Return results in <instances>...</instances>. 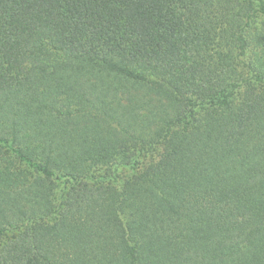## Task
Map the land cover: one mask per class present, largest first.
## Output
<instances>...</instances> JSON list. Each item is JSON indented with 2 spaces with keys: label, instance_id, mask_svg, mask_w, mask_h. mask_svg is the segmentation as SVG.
<instances>
[{
  "label": "trees",
  "instance_id": "obj_1",
  "mask_svg": "<svg viewBox=\"0 0 264 264\" xmlns=\"http://www.w3.org/2000/svg\"><path fill=\"white\" fill-rule=\"evenodd\" d=\"M8 233L0 264H264V0H0Z\"/></svg>",
  "mask_w": 264,
  "mask_h": 264
},
{
  "label": "rangeland",
  "instance_id": "obj_2",
  "mask_svg": "<svg viewBox=\"0 0 264 264\" xmlns=\"http://www.w3.org/2000/svg\"><path fill=\"white\" fill-rule=\"evenodd\" d=\"M134 171L132 169L130 170H125V171H120L117 174H113L112 179L114 183H117L119 181H123L125 179H128L129 177L132 176ZM64 188V185H61L60 190ZM14 233H8L6 236H4L2 239H0V246L10 237L13 236Z\"/></svg>",
  "mask_w": 264,
  "mask_h": 264
}]
</instances>
